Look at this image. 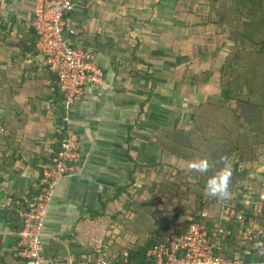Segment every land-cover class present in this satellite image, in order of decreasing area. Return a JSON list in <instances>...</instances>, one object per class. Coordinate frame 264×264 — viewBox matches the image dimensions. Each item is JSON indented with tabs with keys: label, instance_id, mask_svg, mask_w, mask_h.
Instances as JSON below:
<instances>
[{
	"label": "crops",
	"instance_id": "1",
	"mask_svg": "<svg viewBox=\"0 0 264 264\" xmlns=\"http://www.w3.org/2000/svg\"><path fill=\"white\" fill-rule=\"evenodd\" d=\"M33 3L0 0V264H19L18 211L38 193L41 169L59 147L61 96L31 41ZM145 3L149 11L138 0H79L68 17L74 33L67 38L94 52L104 76L67 110V126L79 140L78 168L58 181L42 236L43 256L60 264L137 244L130 245L138 235L137 214L126 195L136 187L141 164L153 163L157 154L142 137L157 101L140 114L151 85L136 59L156 64L158 58L151 38L142 40V14L152 20L151 2Z\"/></svg>",
	"mask_w": 264,
	"mask_h": 264
},
{
	"label": "rangeland",
	"instance_id": "2",
	"mask_svg": "<svg viewBox=\"0 0 264 264\" xmlns=\"http://www.w3.org/2000/svg\"><path fill=\"white\" fill-rule=\"evenodd\" d=\"M138 1L149 11L146 0ZM150 2L152 20L149 14H142L143 26H146L142 40L151 38L155 47L152 50H156L159 58L150 70L146 60L142 67L147 75L149 71L153 73L151 99L171 112L165 116L166 120L160 117L165 112L160 111L155 122L152 117L153 121H148V125L150 122L152 125L142 131L143 139L150 145L147 147L152 151L156 149L157 154L153 163H147L151 166L141 164L142 174L139 180L136 178V187L126 195L130 203L139 206L141 213L140 216L135 213L140 218L133 224L138 235L130 245L134 241L143 244L150 232L158 227V221L150 213L153 209L164 217L179 213L183 218L191 213L197 215L195 207L199 206L200 200L209 202L204 213L212 219L219 212L229 219L237 205H250L249 223L258 225L256 219L264 204V122L255 107L259 98L256 92L234 97L236 89L253 90L263 79L264 68L260 57L255 56V50L248 45L243 51L235 41L237 36L243 37L254 30L242 24L245 18L236 20L237 13L229 14L218 0ZM239 8L237 6L235 12ZM221 16H226V21H221ZM149 21L151 25L147 23ZM261 26L264 29V25ZM139 46L137 39L135 53ZM149 83L151 85V78ZM223 88H230L233 96L230 102L220 98ZM146 130L149 133L146 134ZM178 144L192 148V157H179L169 150ZM252 145H256L254 155ZM201 161L208 164L206 172L192 166ZM221 168L231 170L227 198L210 196L206 186H202L213 176H218ZM239 213L242 215L243 212ZM216 224L212 225L214 230H217ZM245 228L240 227L234 237L246 246ZM216 232H213L214 236ZM114 248H118L117 244Z\"/></svg>",
	"mask_w": 264,
	"mask_h": 264
},
{
	"label": "built area",
	"instance_id": "3",
	"mask_svg": "<svg viewBox=\"0 0 264 264\" xmlns=\"http://www.w3.org/2000/svg\"><path fill=\"white\" fill-rule=\"evenodd\" d=\"M78 1L34 0L31 20L36 48L48 70L56 77L63 95L66 123L67 110L82 99L85 87L100 84L104 76L94 52L74 44L66 36V33H74L69 27L68 17ZM79 157L78 136L66 126L52 164L41 169L38 193L18 211L22 221L18 232L19 264H60L43 256L44 224L58 181L77 170ZM243 237L252 246V259H246L242 254H219L218 242L212 239L203 225L192 222L185 227L175 220L167 227L162 239L148 251L145 261H135L129 248L123 247L114 252L99 251L93 259L79 264H264V225L246 227Z\"/></svg>",
	"mask_w": 264,
	"mask_h": 264
},
{
	"label": "trees",
	"instance_id": "4",
	"mask_svg": "<svg viewBox=\"0 0 264 264\" xmlns=\"http://www.w3.org/2000/svg\"><path fill=\"white\" fill-rule=\"evenodd\" d=\"M210 1L214 2V0H210ZM218 1H220L222 5L228 9L229 14L234 16V13H237L238 17H235L236 20L237 18L240 20L245 18L242 24L246 26L248 29L252 28L254 30V32L245 33V35L243 34V37L237 36L235 41L241 45V48L243 51H246V48L248 45L251 46L253 50H255L254 52L255 56L260 57L262 61V66L264 68V29L261 26L262 24L264 25V0H218ZM237 6H239L240 8L237 10V12H235V9ZM220 20L226 21V16H221ZM259 25L261 27L259 28V30H257V27ZM31 31H32V34L34 35L33 40L31 41L34 44V47H36V34L33 29H31ZM255 42L256 44H254ZM132 56L134 57L137 55L133 53ZM136 61L145 62L144 59L142 58H138L136 59ZM234 62L236 63V65H238L237 59H235ZM145 64L148 67V70H150L149 68H151L152 63L147 61V63ZM225 66H226V63L222 67L223 71L225 70ZM232 67H234V69L236 70L235 66H232ZM207 74L210 75L209 72H207ZM148 76H150L151 78V86H152V83H153L152 71H149ZM222 77L224 78L223 75ZM262 78L263 79L260 85L257 87H254L253 90L248 89V91H243V89H236L234 97L250 96L251 95V94L249 95L250 92H256L259 98L255 102V107L257 109L258 114H260V117L264 122V72H263ZM258 88H260V90H258ZM57 89L59 90L58 85H57ZM59 93L61 96L60 97L61 105L59 106L60 119H61L60 120L61 129L59 132V145H60V142L63 139L65 132H66L67 123L64 120L65 108L62 102L63 95L60 92V90H59ZM151 97H152V93H149L143 99L140 105V114H145L147 112V109H145V105L151 101ZM220 98L226 102L228 101L230 102V100L233 99V96L231 95V92H230V88L228 89L223 88L221 91ZM167 110L168 108L160 106L159 103L157 102L156 104L151 105L148 113H150L149 115L151 119L152 117L156 119V116L157 117L160 116V111L165 112V114L160 117H164L166 120H168L167 117L165 116L168 113H170L171 110H168V111ZM154 111H156L157 113H154ZM254 136L255 135L253 134V137ZM255 148H256V145L251 146V153L253 152V155L256 152ZM169 150L175 153L177 156L183 157V158H191L193 154L192 148L182 146V144H178L176 145L175 149L171 148ZM137 165H139L138 162H136V166ZM145 165L151 166L150 164H147V163H145ZM235 173L236 172L234 171V174ZM202 186L205 187L206 185L202 184ZM208 203H209L208 201L203 203L200 200L199 206L195 207V211L197 215H194L193 213H191V216L185 215V217L183 218H180L181 215L179 213H176L173 217H170L168 215L164 217L162 213H160L156 209L155 210L153 209L152 212L150 213L152 217L155 218V221H158L159 225L157 228H154L152 232H150L146 241L143 244H141V242H137L136 244L137 247L135 245L134 247L129 249L131 258H133L137 262L145 261L147 259L148 251L162 239L163 234L166 233L167 231V227L173 224L175 220H178L185 227L189 226L192 222H198L201 225H203L208 230V233L212 237V239L218 242L220 248L217 250V252L219 254H224L227 256H234L236 254H242L244 255L246 259H252L253 257H251V255H252L253 249H251V247L246 248L244 244H241L240 242H238L234 237L238 234L240 227L245 228V227L251 226V223H249V216L250 214H252V207L250 205L247 207H244V205H237L234 209L236 212L233 213L229 219H227L220 212L217 213L216 218L212 219L208 215H205L204 213V210L207 207ZM177 204H179V200ZM139 209L140 208L138 205H134L131 210H133L135 213H138V215L140 216L141 213H139ZM240 211L243 212L242 213L243 216L239 213ZM16 214L17 213H15L14 210L10 212V215L12 218H15ZM240 219H243V220L240 221ZM138 220H140V218L136 215L135 219L132 222H137ZM214 222L217 223L216 225H217L218 231L214 230V226L212 228V225H214ZM256 223H258L259 225H264V204L262 208L259 210ZM150 226L153 227L154 224ZM219 230H222V231L220 232ZM212 231L213 232L217 231L215 236L213 235ZM18 240H19V236H18ZM250 243L252 244V242Z\"/></svg>",
	"mask_w": 264,
	"mask_h": 264
},
{
	"label": "clouds",
	"instance_id": "5",
	"mask_svg": "<svg viewBox=\"0 0 264 264\" xmlns=\"http://www.w3.org/2000/svg\"><path fill=\"white\" fill-rule=\"evenodd\" d=\"M196 170L200 172H206L208 170L207 162L201 161L192 165ZM231 178V170L224 168L218 176L210 178L206 185V193L210 196L229 197V180Z\"/></svg>",
	"mask_w": 264,
	"mask_h": 264
}]
</instances>
